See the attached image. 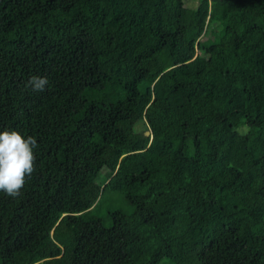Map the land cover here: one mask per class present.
<instances>
[{
	"label": "trees",
	"instance_id": "16d2710c",
	"mask_svg": "<svg viewBox=\"0 0 264 264\" xmlns=\"http://www.w3.org/2000/svg\"><path fill=\"white\" fill-rule=\"evenodd\" d=\"M4 130L0 264H264V0H0Z\"/></svg>",
	"mask_w": 264,
	"mask_h": 264
},
{
	"label": "clouds",
	"instance_id": "9594fccd",
	"mask_svg": "<svg viewBox=\"0 0 264 264\" xmlns=\"http://www.w3.org/2000/svg\"><path fill=\"white\" fill-rule=\"evenodd\" d=\"M48 85L46 77L32 76L28 87L41 92ZM39 147L34 136L16 130L0 131V191L16 198L27 179L36 171L35 150Z\"/></svg>",
	"mask_w": 264,
	"mask_h": 264
},
{
	"label": "rangeland",
	"instance_id": "374dc122",
	"mask_svg": "<svg viewBox=\"0 0 264 264\" xmlns=\"http://www.w3.org/2000/svg\"><path fill=\"white\" fill-rule=\"evenodd\" d=\"M187 6L189 8H191L190 4L188 3V1H187ZM219 52L220 51L218 49H214V51L210 55L213 56V57H216V56H218ZM111 202H112L113 206L118 208V209H122V210H125V211H127V209H128L127 204L125 202H123L121 200H117L115 198L112 200V199H110L108 197V195H104L102 197L99 213L102 212L103 210H105L106 208H109L110 207L109 205H110Z\"/></svg>",
	"mask_w": 264,
	"mask_h": 264
},
{
	"label": "water",
	"instance_id": "95a60500",
	"mask_svg": "<svg viewBox=\"0 0 264 264\" xmlns=\"http://www.w3.org/2000/svg\"><path fill=\"white\" fill-rule=\"evenodd\" d=\"M143 134H144V135H148V134H149V130H148V129H147V130H144V131H143Z\"/></svg>",
	"mask_w": 264,
	"mask_h": 264
}]
</instances>
